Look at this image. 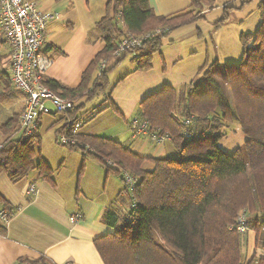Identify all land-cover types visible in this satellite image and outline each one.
<instances>
[{
	"label": "trees",
	"instance_id": "obj_1",
	"mask_svg": "<svg viewBox=\"0 0 264 264\" xmlns=\"http://www.w3.org/2000/svg\"><path fill=\"white\" fill-rule=\"evenodd\" d=\"M190 1L203 8L204 0ZM211 1L208 9L215 7ZM258 11V29L240 38L244 53L238 65L220 67L214 62L199 71L198 80L179 89L165 86L140 103L137 118L171 140L174 157H143L114 139L79 137L84 153L86 147L93 149L85 155L98 159L124 182L126 173L135 180L132 187L125 182L129 211L122 216L110 211L106 222L114 233L94 241L104 264H264V258H244L243 237L237 231L239 213L244 211L257 246L264 248V0ZM202 19L201 11L156 16L148 0H109L105 17L97 24L105 46L82 73L79 86L68 88L56 80L45 83L72 101L91 99L108 83L110 71H102L94 81L95 67L103 58H114L124 30L150 33L134 53L136 70L147 71L164 38ZM228 21L226 13L219 25ZM249 42L253 46L247 48ZM4 56L0 54V63ZM14 92L9 75L2 95ZM81 107L64 118L76 119ZM19 118L20 114L12 116L0 130L5 136L0 175L6 173L18 183L38 171L55 185L48 166L40 157L36 162L38 136L18 134ZM191 118L193 123L186 126L185 120ZM235 119L247 140L244 150L229 154L218 143L224 137L223 127ZM186 133L191 136L186 138ZM109 161L112 167H107ZM146 161L154 164L152 171L143 168ZM17 264L53 263L41 257L23 258Z\"/></svg>",
	"mask_w": 264,
	"mask_h": 264
},
{
	"label": "crops",
	"instance_id": "obj_2",
	"mask_svg": "<svg viewBox=\"0 0 264 264\" xmlns=\"http://www.w3.org/2000/svg\"><path fill=\"white\" fill-rule=\"evenodd\" d=\"M32 1L41 11L55 14V18L50 22L46 32L44 53L53 59V64L46 74V81L56 80L68 88H77L82 73L93 61H90L91 63L89 62L84 69H76L75 81L67 83L62 77V70L67 65L64 63L65 59L71 55L70 49L69 46L65 47L59 39H55L66 30L74 28L73 23L66 21L64 13L73 9L70 16H74L77 5L75 0ZM99 1L105 4L106 15V6L109 0ZM261 1L212 0L215 7L208 9V0H204L201 9L195 7L190 0H148L149 6L156 16H172L188 11H201L204 19L181 27L164 38L163 43L166 48L162 46L159 56L154 55L150 71H144L142 74L135 68L121 79L128 78L131 81L133 78L137 80L144 78L137 87H133L128 93L129 100L127 102L116 101L115 97L112 100L128 122L129 129L125 127L113 135H100L99 137L114 139L143 157L163 158L174 155L176 150L169 138L165 137L158 142L154 138V131L145 136L131 134L129 118L131 119L133 116L137 118L140 103L163 87L182 88L198 80L199 71L204 66L214 62L224 66V64H234L235 60H241L244 51L241 55L237 48L232 49L231 46H228L227 34H233V37L236 38L235 44L240 41L239 38L242 35L253 34L251 33L252 29L261 20L258 11ZM226 13L229 14V21L225 25H219ZM238 24L240 25L237 26ZM242 24H246L245 27H242L244 26ZM231 25L234 28L229 29ZM241 30H247V33ZM100 33V41L95 48L97 53H100L105 46L104 35L101 31ZM55 40H57L56 43ZM172 42L174 44L169 45ZM6 54L8 55L7 52ZM194 54L200 55V60L194 61L192 57ZM199 61L200 67L195 69V65ZM159 63H164L166 71L164 70L161 75L166 77L162 80L156 79L155 83H152L157 77V71L160 70ZM189 74H195V78L188 79ZM14 93L19 94L21 100L20 107L12 116L21 115L25 103L23 93L16 91ZM81 99L75 101L76 108L82 106L84 102L81 101H86L88 98L85 96ZM17 104L11 106L16 108ZM80 136L97 135L78 132V137ZM141 138L143 140H140ZM82 155L90 158L88 163L83 162L81 165L80 175L84 176L80 177L79 175L78 179L70 177L67 181H57L54 178L55 185L44 181L38 171L32 172L34 173L32 178L27 177L18 183L0 175V264H17V261L23 258L35 260L41 257L47 258L53 264H104L94 241L114 233V229L106 222V215L110 211L120 216L129 211L126 184L116 173L107 171L98 159L85 155L84 152ZM32 183L35 184L37 193L28 195L27 189ZM4 212L9 215L7 220L2 218ZM76 214H81L82 219L73 223L70 218ZM250 232L253 233V256H255L257 250L262 247L257 246L255 233ZM243 243L246 251L249 235L246 234Z\"/></svg>",
	"mask_w": 264,
	"mask_h": 264
},
{
	"label": "rangeland",
	"instance_id": "obj_3",
	"mask_svg": "<svg viewBox=\"0 0 264 264\" xmlns=\"http://www.w3.org/2000/svg\"><path fill=\"white\" fill-rule=\"evenodd\" d=\"M75 3L77 5L73 17L70 16L73 12V9H70L64 13V15H66V21L73 23L74 28L72 30H66L65 32L57 36V38H55L57 40L59 39L63 43V45H65V47L69 46L70 49L69 53H71V55L65 59L64 63H66L67 65L62 70V77H64L67 83H73L75 81L77 77L76 69H84L86 65L90 61L92 62L99 54V52L97 53V50H95V48L98 46V43L100 41L99 36H101V33L96 24L99 23L105 16V4H103L99 0H75ZM256 20L257 18L255 19V21ZM260 23L261 20L255 26V28L252 29L251 33H255L254 31L258 29ZM239 25L240 24H238L237 26ZM242 25H244L242 27H245L246 24ZM232 26L233 25H231L229 29L234 28V26ZM120 27H122V25H120ZM241 31L247 33V30ZM227 37L229 39L227 45L231 46L232 49L234 47L237 48L242 55L244 46L241 43L240 38V41L235 44L236 38L233 37V34L228 33ZM4 40L5 39L3 35L0 34V53L3 55L6 54V52L8 53L9 50V45ZM57 40H55V43ZM170 44L174 43L172 42L169 43V45ZM252 46L253 43L249 42L247 48H250ZM164 47L166 48L165 43H163V48ZM228 49H230V47H228ZM155 55L157 57L159 56V53ZM192 57L194 58V61L200 60V55L198 54H194L192 55ZM134 58V53H128L124 58H122V60H120L121 58H114L108 61V64L106 66V70H110L107 73L108 83L103 87V89H100L93 98L87 99L86 101L82 100L83 98L81 99L82 101L80 100L84 103H82V107L75 113L76 119L81 123V128L79 130L80 133L85 132L91 135L105 136L109 134L113 135L118 130H121L125 127L129 129L128 122L115 107L112 100H114L115 97L116 101L119 100L127 102L129 100L128 93L132 90L133 87H137L144 79L140 78V80H137L133 78L131 79V81H129L130 79L126 78L124 80H121L129 73V71H132L136 68L137 63L135 62ZM105 60L107 59L103 58L97 63L93 73L94 81L101 74L102 71L100 70V65ZM240 61L241 60H235L233 65H238ZM158 65L160 67V70L157 71V77L152 81V83H155L156 79L162 80L164 77H166L161 75L165 70L164 63H159ZM219 65L220 67H223V65ZM225 65L226 64H224V66ZM199 67L200 61L196 63L195 69ZM139 72H142L143 74L144 71ZM8 77L9 56L6 54L1 58L0 63V130L2 126L8 122V120L15 113L18 107H20L21 99L19 94L13 93V95L10 96L2 95V90ZM187 77H189L188 79H191L190 77L195 78V74H189ZM15 103H18L17 107L13 108L11 105H14ZM49 106L52 108L51 104H49ZM52 110L53 113L51 115L42 116L38 122L39 126L36 131V135L38 136V144L35 145V150L37 153L36 162H38V159L40 157L41 160L48 166L53 179L55 178L57 181H67L70 177L71 179H78L82 170L81 165L83 164V162L85 164L88 163L90 158L84 157L82 155V152L84 151L80 148V146L74 147V149H72L71 146H64L60 143L59 138L63 133L60 129H62V127L65 125V123L67 122L66 120L69 119L70 121H72L75 119H65L64 117L68 115L67 113H55L53 108ZM135 119V116H133L131 119L129 118L131 123ZM131 130L132 128L130 127V132L131 134H133L134 132ZM222 132L224 134V137L219 141L218 146L224 152L232 154L238 149L244 150V145L247 137L241 132L239 123L236 119L232 123H227L223 127ZM4 138L5 136L2 135L0 131V143ZM140 140H143V138H141ZM80 142L82 143V141ZM85 153H87V150H85ZM175 154L176 152L170 157H174ZM143 168L147 171H152L154 169V164L150 161H146ZM33 174L34 173L30 174L28 178H32ZM1 175L4 178L9 179L6 173H3ZM83 176V174L80 175V177ZM249 232L247 233V235H249V243L246 251L244 250V258H246V260L251 259L254 254L253 233ZM244 238L245 237H243V240ZM255 256L257 257V252L255 253Z\"/></svg>",
	"mask_w": 264,
	"mask_h": 264
},
{
	"label": "built area",
	"instance_id": "obj_4",
	"mask_svg": "<svg viewBox=\"0 0 264 264\" xmlns=\"http://www.w3.org/2000/svg\"><path fill=\"white\" fill-rule=\"evenodd\" d=\"M54 18V13L41 11L32 0H0V32L4 41L9 45L10 82L16 92L23 93L25 96L23 111L19 118L18 134L27 137L36 135L39 119L44 115H51L52 108L55 113L69 114L77 107L75 101L59 95L45 83L47 71L53 64V59L44 53L46 32ZM149 37L150 33L135 35L132 32L124 31L118 48L113 54L114 58L119 59L123 54L129 52L137 54V50ZM107 64L108 60L103 61L100 70L106 71ZM66 121L63 133L59 138L60 143L64 146L83 148L84 144L78 137L81 123L77 119ZM192 123L193 118L184 122L186 126ZM131 128L135 136H145L151 133L149 124L138 118L132 121ZM153 134L158 142L163 139V137ZM185 136L188 138L191 135L186 133ZM1 148L2 144L0 143V150ZM86 150L87 153L93 152L90 147H86ZM112 165L113 163L109 161L107 167H112ZM125 182L132 187L135 180L126 173ZM36 193L35 184H30L27 194L35 195ZM8 216L6 212L2 214L4 220H7ZM81 219V214L70 218L73 223ZM247 222L248 215L241 211L237 219V231L242 237H245L249 232ZM257 257L264 258V248L257 250Z\"/></svg>",
	"mask_w": 264,
	"mask_h": 264
}]
</instances>
